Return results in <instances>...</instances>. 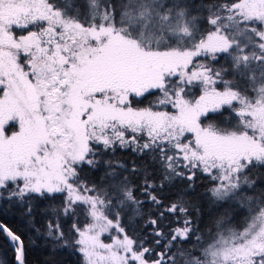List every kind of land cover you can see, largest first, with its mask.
Returning a JSON list of instances; mask_svg holds the SVG:
<instances>
[{"label":"snow or ice","instance_id":"snow-or-ice-1","mask_svg":"<svg viewBox=\"0 0 264 264\" xmlns=\"http://www.w3.org/2000/svg\"><path fill=\"white\" fill-rule=\"evenodd\" d=\"M221 54L229 68L194 61ZM194 84L201 95L188 98ZM225 110L231 128L202 124ZM116 148L146 156L159 183L133 163L143 173L133 186L116 171L124 165L102 159ZM101 163L106 187L80 174ZM256 167H264V0H0V200L32 217V197L62 195L45 213L55 247H71L84 264H264V191L247 194ZM197 173L210 178L215 203L247 212L242 225L224 212L201 232L186 192L164 205L158 188L179 178L192 189ZM145 204L156 209L151 240L121 224V212L139 218ZM61 219L71 221L67 232ZM0 232L24 264L21 236L3 224Z\"/></svg>","mask_w":264,"mask_h":264},{"label":"trees","instance_id":"trees-1","mask_svg":"<svg viewBox=\"0 0 264 264\" xmlns=\"http://www.w3.org/2000/svg\"><path fill=\"white\" fill-rule=\"evenodd\" d=\"M206 25L202 27V30ZM198 60L201 63H211L214 67H230L229 58L226 55H219L216 61H212L210 57L201 55L199 58H195L194 61ZM225 79H235L234 76H226ZM175 82V78L173 80ZM243 83V81H239ZM200 86L194 84L186 89L187 97L193 98L200 93ZM154 95H159L156 92ZM153 96L147 97L142 104H138L134 101V106H144L148 100L153 99ZM229 112L224 111L223 115L220 113L209 112L207 118H202V124L207 125L209 123H215L221 128H231L235 123V119H228ZM103 161H110L112 163L122 164L128 171H123L117 168V172H123V176L127 177L131 184L135 187H139L143 180V173L131 171L133 163L137 168L143 169L147 164L149 171L153 172V179L159 183L160 174L159 170L155 165L148 163V158L141 157L135 153L132 148L120 149L116 148L114 152H108L102 157ZM109 171L105 163L99 164L95 169L87 166L83 167L81 171V177L86 179L89 183H95L100 186L106 187V184L102 182L105 180V173ZM249 176L256 180L255 189L252 192L247 193L248 195L258 196L261 191H264V167H256L250 170ZM212 187L210 178L206 175L197 173L193 188L189 189L188 182L177 178L173 183L166 184L165 187L157 189V195L163 199L164 205L169 204L175 200L176 193L186 192L187 195L184 197L186 200H190L194 206L192 211L193 220L199 224L201 232H207L212 228L211 221L214 217L224 212L228 213V216L232 218L233 226L242 225L245 217L247 216L246 211H242L239 207L234 206V202L228 201L225 203H215L208 195V190ZM139 199H144L137 193ZM62 195L57 194L54 199L52 198H39L32 197L31 204L33 206V215L28 217L25 215V209L22 204L17 201L8 202L0 200V222L10 228L16 234L21 236L24 241V264H84L81 254L72 249L71 247L59 248L55 247L53 241L46 236L45 221L51 219L50 215L45 213L53 208L60 206ZM156 211L155 207L150 204L143 206V216L136 218L132 217V214L125 209V212H121V224L126 228L130 235L139 236L142 239L147 238L151 240V236L148 234L152 229L147 226L146 222L149 216ZM127 213V214H126ZM175 217L166 215L163 224H172ZM85 218L79 216V222L84 223ZM131 222L132 227H129ZM71 221L61 219V225L67 232L70 227ZM39 229V231H37ZM135 229V231H133ZM167 230V229H166ZM208 237L205 236V240ZM192 246V242L189 241L182 245L183 248L188 249ZM160 249H157L159 251ZM0 264H15V253L12 245L5 239V234L0 232Z\"/></svg>","mask_w":264,"mask_h":264},{"label":"rangeland","instance_id":"rangeland-1","mask_svg":"<svg viewBox=\"0 0 264 264\" xmlns=\"http://www.w3.org/2000/svg\"><path fill=\"white\" fill-rule=\"evenodd\" d=\"M195 59V58H194ZM191 67V66H190ZM201 95V90H200V93L197 95V96H195V97H193V98H198L199 96ZM168 111H173L171 108H169V109H167ZM16 129H15V127H11L10 129H9V131H15ZM189 138H191V135L189 134ZM84 217V216H83ZM85 218V217H84ZM84 223H87V220L85 219V221H84ZM83 224V223H82ZM115 233L113 232V235H114ZM106 243L107 242H110V237H109V234H107V233H105L102 237H101ZM82 256V255H81ZM82 259H83V257H82ZM84 263V262H83Z\"/></svg>","mask_w":264,"mask_h":264},{"label":"water","instance_id":"water-1","mask_svg":"<svg viewBox=\"0 0 264 264\" xmlns=\"http://www.w3.org/2000/svg\"><path fill=\"white\" fill-rule=\"evenodd\" d=\"M0 224H3L2 222H0ZM4 225V224H3ZM15 264H16V260H15Z\"/></svg>","mask_w":264,"mask_h":264}]
</instances>
